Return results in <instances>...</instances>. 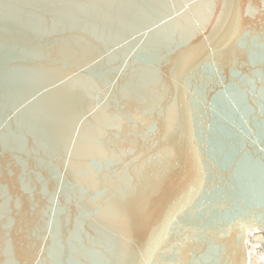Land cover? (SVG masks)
<instances>
[{
  "label": "water",
  "instance_id": "95a60500",
  "mask_svg": "<svg viewBox=\"0 0 264 264\" xmlns=\"http://www.w3.org/2000/svg\"><path fill=\"white\" fill-rule=\"evenodd\" d=\"M249 244L264 0H0V264H249Z\"/></svg>",
  "mask_w": 264,
  "mask_h": 264
},
{
  "label": "bare ground",
  "instance_id": "6f19581e",
  "mask_svg": "<svg viewBox=\"0 0 264 264\" xmlns=\"http://www.w3.org/2000/svg\"><path fill=\"white\" fill-rule=\"evenodd\" d=\"M255 245L249 244V257L250 262L249 264H259V262L264 258V256H256L255 255Z\"/></svg>",
  "mask_w": 264,
  "mask_h": 264
}]
</instances>
